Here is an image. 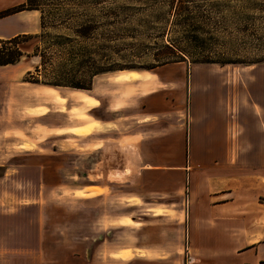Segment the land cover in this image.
<instances>
[{"label":"crops","instance_id":"obj_1","mask_svg":"<svg viewBox=\"0 0 264 264\" xmlns=\"http://www.w3.org/2000/svg\"><path fill=\"white\" fill-rule=\"evenodd\" d=\"M40 29L37 8L0 16V38ZM179 62L151 69L155 86L129 102L106 98L101 128L75 137L81 183L40 184L32 199L0 188V264H264V75L236 83L223 66ZM83 124L45 126L65 136Z\"/></svg>","mask_w":264,"mask_h":264},{"label":"rangeland","instance_id":"obj_2","mask_svg":"<svg viewBox=\"0 0 264 264\" xmlns=\"http://www.w3.org/2000/svg\"><path fill=\"white\" fill-rule=\"evenodd\" d=\"M8 3L9 0H0V8ZM29 3L40 6L44 15V27L38 33L47 30L50 34L45 42L40 36L22 41L25 54L19 62L0 66V188H21L27 192L21 196L25 199L34 198L32 189L40 184L70 187L81 183L78 175L83 170L80 154L83 148L75 137L101 128L96 116L105 114L107 97L118 96L123 104L155 86L156 75L143 67L97 74L93 91L25 80L28 70L40 74L36 70L40 56L34 54L37 44L40 49L47 47V71L61 59L62 54L58 53L61 47L52 44L55 40L51 35L71 34L77 41L91 44L100 53L97 57H103L104 53L107 60L126 66L158 63V54L170 45L174 51L168 54V59L180 55L186 60L178 64L206 62L223 66L224 73L234 74L236 83L249 84L264 75V0H30ZM85 24L93 27L88 39L77 36L75 31ZM89 92L104 97L97 109H89L99 103L98 98L88 101L87 97L92 95ZM35 105L40 107L32 109ZM258 107L264 114V107ZM47 111L44 117L37 115ZM74 123L83 125L58 129L74 132L65 136L47 132L45 126ZM85 125L87 132L83 130ZM104 134H108L109 141L120 135L114 129ZM63 137L69 138L54 151L55 142ZM260 179L263 180L261 175ZM262 182L258 181L256 192L262 188ZM10 197L19 199L17 195ZM66 197L70 196L59 195L58 201L66 202Z\"/></svg>","mask_w":264,"mask_h":264},{"label":"trees","instance_id":"obj_3","mask_svg":"<svg viewBox=\"0 0 264 264\" xmlns=\"http://www.w3.org/2000/svg\"><path fill=\"white\" fill-rule=\"evenodd\" d=\"M29 1L30 0H27L26 2L16 5L12 8L0 11V16L24 8L40 9V6H38L37 4H30ZM43 27L44 15L41 12V28ZM92 29V26L85 24L81 25V27H79L75 31L77 36L88 39L93 34ZM49 34L50 33L47 30H41L40 33H21L10 38H0V65L15 63L20 60L21 56L25 54L23 47L20 45L22 41L28 40L29 38H32L34 36H40L41 39H44L45 42V37ZM51 36L55 40H53L54 42L52 44H58L61 47L58 52L62 54L61 59L53 65L50 71H47L46 65L47 61L49 60V56L47 55V47H45L44 49H40V45L37 44L34 49V54L40 56V63L36 65V70L40 74L37 75L34 74L32 70H28V75H26L24 78L25 80L55 87L70 86L76 88L91 89L94 76L103 72L115 69L138 67L154 69L157 66L166 63L186 60L180 55L176 57V59H168L170 56L168 54H170V52L174 50L170 45H166V49L157 56L158 63L149 66H126L118 62L107 60V54L104 53H102L104 55L103 57H97V55L100 53H98L91 44L79 42L77 41V38L72 37L71 34L59 33L53 34ZM102 47L104 48L105 46Z\"/></svg>","mask_w":264,"mask_h":264}]
</instances>
